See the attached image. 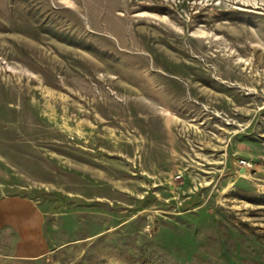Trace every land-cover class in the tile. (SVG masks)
Wrapping results in <instances>:
<instances>
[{"label":"rangeland","instance_id":"rangeland-1","mask_svg":"<svg viewBox=\"0 0 264 264\" xmlns=\"http://www.w3.org/2000/svg\"><path fill=\"white\" fill-rule=\"evenodd\" d=\"M0 197V264H264V0H0Z\"/></svg>","mask_w":264,"mask_h":264},{"label":"crops","instance_id":"crops-1","mask_svg":"<svg viewBox=\"0 0 264 264\" xmlns=\"http://www.w3.org/2000/svg\"><path fill=\"white\" fill-rule=\"evenodd\" d=\"M4 219L18 233L20 242H15L18 250L30 252L32 257L46 252L41 239L42 216L34 204L19 198L0 197V225L5 224Z\"/></svg>","mask_w":264,"mask_h":264},{"label":"water","instance_id":"water-1","mask_svg":"<svg viewBox=\"0 0 264 264\" xmlns=\"http://www.w3.org/2000/svg\"><path fill=\"white\" fill-rule=\"evenodd\" d=\"M244 172H247V170L245 168H241L240 173H244Z\"/></svg>","mask_w":264,"mask_h":264}]
</instances>
